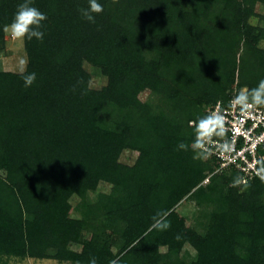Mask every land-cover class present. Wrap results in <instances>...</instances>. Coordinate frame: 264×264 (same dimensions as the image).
Masks as SVG:
<instances>
[{"label": "trees", "instance_id": "16d2710c", "mask_svg": "<svg viewBox=\"0 0 264 264\" xmlns=\"http://www.w3.org/2000/svg\"><path fill=\"white\" fill-rule=\"evenodd\" d=\"M22 2L0 0V51ZM98 3L92 23L88 0H32L36 81L0 71V264H264V184L233 188L243 174L177 149L189 121L264 79V0Z\"/></svg>", "mask_w": 264, "mask_h": 264}, {"label": "clouds", "instance_id": "9594fccd", "mask_svg": "<svg viewBox=\"0 0 264 264\" xmlns=\"http://www.w3.org/2000/svg\"><path fill=\"white\" fill-rule=\"evenodd\" d=\"M103 6L98 0H88V7L81 8L79 11L83 18L94 23L95 15L103 12ZM47 16L38 8L32 6V0H23L16 9L11 23L3 27V31L10 35L13 40H32L43 41L44 32L41 30L43 22ZM26 59L19 60L18 72L20 73L25 88L31 87L36 81L35 72H27ZM264 79L260 80L254 88H242L229 100L227 108H224L219 102L216 107L207 111V113L196 120L189 121L192 128V141L190 144L179 143L178 150L191 151L194 158L207 160L213 155L221 158L231 159L235 152V134L239 131L244 119L255 118L264 120ZM238 113V117L229 120V115ZM233 133V139H228V133ZM264 142V136L255 139L252 144L254 149L256 143ZM255 177L264 184V157L254 159L248 164ZM233 188L240 186H249L248 179L245 176L237 175L233 178L230 185ZM167 211H158L152 217L151 228L159 231H165L171 227L167 220ZM178 240L180 236L176 237ZM89 264H97L95 257L89 260ZM109 264H119L118 259H113Z\"/></svg>", "mask_w": 264, "mask_h": 264}, {"label": "built area", "instance_id": "2783aa9c", "mask_svg": "<svg viewBox=\"0 0 264 264\" xmlns=\"http://www.w3.org/2000/svg\"><path fill=\"white\" fill-rule=\"evenodd\" d=\"M224 108H227L228 102H219ZM217 104L212 105L207 111L216 107ZM264 111V110H261ZM239 118L238 113L229 115L228 119L233 120ZM264 136V120L248 118L244 119L239 131L235 134V152L232 154L231 159L221 158L217 155L211 156L209 159H216L219 162V168L215 171L221 172L224 170L235 169L247 179L255 177L251 169L248 168V164L254 159L264 157V142L256 143L255 148H252V144L258 137ZM228 139H233V133H228ZM208 160V159H207ZM210 181V177L205 179L204 184Z\"/></svg>", "mask_w": 264, "mask_h": 264}, {"label": "rangeland", "instance_id": "374dc122", "mask_svg": "<svg viewBox=\"0 0 264 264\" xmlns=\"http://www.w3.org/2000/svg\"><path fill=\"white\" fill-rule=\"evenodd\" d=\"M5 49L0 51V71H10V72H18V66H19V60L20 59H26L27 53L25 51L24 46V39L23 40H13L9 34L5 33ZM27 67V65H26ZM87 69H90V67H87ZM106 84V80L99 75L95 74V77L92 82V86L94 88L100 89L102 86ZM123 162L133 164L137 158V153H133L130 151L124 152L123 156L121 157ZM109 187L101 186L100 191H108ZM91 198L95 199V194L90 195ZM79 199H76L74 202V205L78 203ZM185 209V210H184ZM192 207L183 205L182 210H184L185 213H192ZM193 220L190 219L189 225H192ZM71 249L74 251H79L80 248L76 245H72ZM187 249H189L187 247ZM8 264H71L68 262H59L54 259H43V260H37V259H10L8 261Z\"/></svg>", "mask_w": 264, "mask_h": 264}]
</instances>
